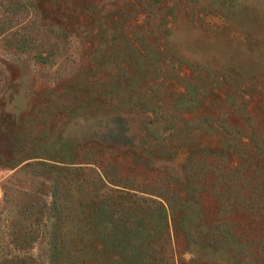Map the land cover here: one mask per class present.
Here are the masks:
<instances>
[{
	"label": "rangeland",
	"instance_id": "1",
	"mask_svg": "<svg viewBox=\"0 0 264 264\" xmlns=\"http://www.w3.org/2000/svg\"><path fill=\"white\" fill-rule=\"evenodd\" d=\"M102 214L264 264V0H0V264H128Z\"/></svg>",
	"mask_w": 264,
	"mask_h": 264
},
{
	"label": "trees",
	"instance_id": "2",
	"mask_svg": "<svg viewBox=\"0 0 264 264\" xmlns=\"http://www.w3.org/2000/svg\"><path fill=\"white\" fill-rule=\"evenodd\" d=\"M232 139H234V137ZM240 139H241L240 137L237 138V141H239ZM92 221H95L97 228L99 226L98 225L99 222L101 224L103 223V221H104V223H106V227L102 228L101 230H98L97 228H95L96 231L99 232L101 237L106 239V240H102L100 242L102 246L106 247L107 249H111L112 253L115 254L117 256V258H122L123 256L128 257L129 258L128 264H142L143 263V260H142L143 259V252H142V250H140V246L142 245V243H145L146 241L151 242V238H153L152 234L145 235V233L142 231L143 227H141L139 225L137 226V224H134L133 225L134 229H130L132 226L131 227L129 226L130 227L129 231L132 232V235L130 234V236H129L130 238L127 241L126 240L122 241V239H119L116 236L112 235V231L115 230V233H116L117 229L115 228V226L111 222V220L107 219L105 214L97 216ZM108 226H110L111 228H109ZM145 226H147V225H145ZM110 229H111V232L107 233V231ZM198 235L204 237L205 232L200 233ZM194 238L191 241V245L193 248L189 252L191 260L196 261V262L205 261L207 264H222L220 262V259L219 258L217 259L215 255H208L207 253L205 255L199 254V252H197L196 247L199 245V242L202 239L199 237H197L196 239H194ZM124 243H130L133 246L131 247V249H130V247L125 249ZM225 248H223V250ZM242 255L243 254H241V252L235 250V255L234 256L231 255V258H229V259L230 260L236 259V262H235L236 264H250L249 260H247L249 257L246 255H243V256Z\"/></svg>",
	"mask_w": 264,
	"mask_h": 264
}]
</instances>
